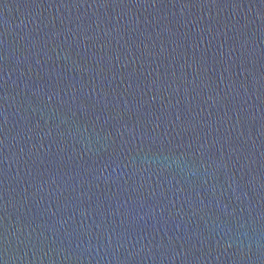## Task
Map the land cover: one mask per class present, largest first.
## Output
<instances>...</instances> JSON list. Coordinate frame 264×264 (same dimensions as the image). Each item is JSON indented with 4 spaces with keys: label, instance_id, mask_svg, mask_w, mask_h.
Instances as JSON below:
<instances>
[{
    "label": "water",
    "instance_id": "1",
    "mask_svg": "<svg viewBox=\"0 0 264 264\" xmlns=\"http://www.w3.org/2000/svg\"><path fill=\"white\" fill-rule=\"evenodd\" d=\"M0 57V264H260L264 0H0Z\"/></svg>",
    "mask_w": 264,
    "mask_h": 264
},
{
    "label": "snow or ice",
    "instance_id": "2",
    "mask_svg": "<svg viewBox=\"0 0 264 264\" xmlns=\"http://www.w3.org/2000/svg\"><path fill=\"white\" fill-rule=\"evenodd\" d=\"M0 58H2V57H0ZM178 119H179V117H178ZM260 256H261L260 264H264V250L261 251Z\"/></svg>",
    "mask_w": 264,
    "mask_h": 264
}]
</instances>
